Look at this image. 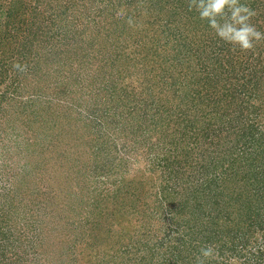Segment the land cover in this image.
I'll list each match as a JSON object with an SVG mask.
<instances>
[{
    "label": "rangeland",
    "instance_id": "1",
    "mask_svg": "<svg viewBox=\"0 0 264 264\" xmlns=\"http://www.w3.org/2000/svg\"><path fill=\"white\" fill-rule=\"evenodd\" d=\"M6 1L0 0V264H70L67 250L74 244L65 238L66 228L69 235L82 236L89 198L109 206L116 201L112 196L125 160L135 161L129 171L139 176L157 169L156 204L162 202L166 213L174 211L182 200L174 193L182 189L184 174L195 171L165 158L178 153L182 162L187 124L202 121L200 116L207 125L198 131L201 138L228 130L245 133L241 139L233 136V143L223 136L230 143L217 174L230 163L241 181L251 175L247 185L219 192L217 204L207 198L202 208H213L208 221L241 216L248 220L246 230L264 223V215L253 225L249 220L264 207V188L259 189L264 182L253 174L264 171V40L252 51L234 48L189 10V0H103L97 8L88 0H61L64 9H52L55 0H45L49 5L43 11L39 0ZM241 3L256 12L251 23L264 32V0ZM120 8L126 16L117 19ZM128 17L135 27L127 24ZM223 57L233 66L243 63L222 77L227 83L238 80L232 83L237 90L245 85L234 109L225 102L223 109L215 108L205 95L211 82L218 80L212 88L224 82L218 76L224 69H214L215 59ZM213 62L206 72V63ZM166 188L172 197L164 196ZM236 203L241 212L231 211ZM193 211L188 208L173 222L165 219L158 230L152 223L149 238L170 247V231L180 221H192ZM160 212L155 210L154 218ZM139 219L145 223L140 215L133 222ZM116 227H109L113 236L120 230ZM208 235L197 232L196 238ZM135 243L137 237L127 236L125 252ZM96 253L97 262L105 259L102 251Z\"/></svg>",
    "mask_w": 264,
    "mask_h": 264
},
{
    "label": "trees",
    "instance_id": "2",
    "mask_svg": "<svg viewBox=\"0 0 264 264\" xmlns=\"http://www.w3.org/2000/svg\"><path fill=\"white\" fill-rule=\"evenodd\" d=\"M1 1L4 4L9 3L6 0ZM44 1L45 0H39V7L42 11L44 9L46 10L49 5L48 2ZM101 1L103 0H88L89 7H101ZM60 3L61 0H55L54 4L52 2L53 5L51 6V8L54 9L56 7H62L64 9L66 7L64 5L70 3L74 4L76 3V0H69L66 4L63 5ZM200 26L202 25L200 24ZM192 30L196 31L195 28H193ZM223 58L225 59L221 61L215 59L216 63H218V67H215L214 69H218L219 67L224 69L221 72V75H218L220 79L224 80V82H220L221 84L219 83L216 88H212V86L218 80L211 82L208 76L204 78V85L207 86L208 82H211L207 87V93L205 95L206 98H209L208 100L210 101V103H214L215 108L219 107L223 109L225 106V102L228 104L226 106H230L231 109H234L242 100L241 96L244 95L245 85L243 89L237 90V88H233V85L235 84L232 83H238V80L229 81L226 78V80L229 81L227 83L225 82V78L222 77L225 75L231 76L230 73H236V70L238 69L237 63L240 65L242 64V66L243 63L242 61H237L236 65L233 66L231 64V61L229 60V57ZM216 63H206L204 68L205 71L208 72V68L215 66ZM170 66L173 65L171 64ZM154 69L155 68H153L151 71H154ZM244 71L245 70H243V72ZM253 73L250 74H253L252 76H254L255 79L258 78L259 80L257 72ZM226 83L231 85H225ZM258 84L259 82H257L255 85ZM210 93L211 95H209ZM200 118L202 119V121H204L203 116H200ZM202 121H200V119L198 121L199 123H201V127H196V123L198 122H191L190 124V120L187 124V130L184 133L185 137L183 138L184 140H182V143L186 144L183 148V150L185 151V156L184 158H182V162L180 161L181 159H179V157L175 156L178 153H170V155L172 156H167V158H165L169 162L175 161V163H182L189 166L188 168L190 169V172L193 169L195 171H193L195 174H184L182 178V189H179L176 193H174L176 197L182 198V200L178 201L177 205L173 208L174 211L170 209V213H166L165 209H163V204L161 201L159 205L156 204V198L159 192H153V188L157 184V177L155 176L157 173V169H148L149 176L145 174H141V176H139L138 174L130 173L129 171L131 167L134 166L135 161L130 162L125 160L123 162V174L119 176L120 183L118 184V192H115L113 194L114 196H112L116 201H113L114 203L108 202L110 201V199H112L111 197H109L105 200L110 204V206L108 204L103 205L100 202V207V205L97 204L96 200L94 201L93 198H89L88 203L90 207L86 216H84L86 229H82V232L80 233L82 234V236L80 238L79 236L75 235L71 236L68 234V227L66 228V236L65 234L64 236L66 239L67 236H69V238L71 237L69 241L72 240V243L74 244L72 248H69L67 250L71 257L70 264H88L90 262L92 264H98L99 262L94 259L92 251L95 253H100L102 251L105 255V259L102 260L99 264H196V257L200 252L199 249L206 245H213L219 253L217 259L207 261V264H264L263 222L260 223H263L261 226H258L261 227L260 229H258V227H255V229L253 227H250L248 230H246L248 220L246 222V220L241 216H236L233 214L234 216L229 215L224 220L214 219L212 220V222L215 223L212 224V222L208 221V216L211 215L213 208L211 206L209 209L202 208L203 206H205V204H209L207 198L212 200V206L215 203L217 204L216 197L227 187L234 186L238 188V186H245L248 184L247 179L251 177V175L244 174L245 176L241 181V179H239L241 173H236L237 171L233 170V167L235 166L230 163L228 165L223 164L222 174H217V169L220 166V164L218 163L223 162V160L225 161L226 159V157L224 158L222 154H226V152L228 151V143L234 142V140H232L233 136L241 139L243 138L245 133L240 130H228L225 132H219L213 136H210L209 133H205L204 138H201L199 137L200 130H205L207 127V125L202 123ZM223 136H225L226 138L230 137V142H226L224 139H222ZM250 147L251 145L249 143L248 146H243V148H241L240 150H242L243 153H246L250 149ZM211 148L214 151L211 150ZM219 149L222 150L219 151ZM232 155L235 156V153L232 152ZM234 156H232L233 163H235ZM75 162H78L77 157L74 163ZM138 165L139 164H137V167ZM253 174L254 177L257 178V181L259 180V182H264V171L259 169ZM262 187L264 188V184L262 186H259V189ZM166 189L167 192H165L163 189L164 196L172 197V192H168L169 188ZM220 189L222 190L220 191ZM182 191L186 192L184 196L179 195V192ZM154 196L155 202L149 204V199ZM72 199L74 200L75 198ZM258 205L261 206L260 204ZM262 205L264 206V200L262 201ZM145 207L147 208L145 209ZM95 208H97L98 212L94 211ZM158 208L161 210L160 213H162V215L159 216L158 219H156L154 218V215L156 214L155 210L156 212L159 211ZM188 208H192V210H194L191 213V217L193 220L187 222L186 224L185 220L180 221L178 222L179 225L170 231V247H167V244H165V242H162L161 244L152 242L153 240L149 238L153 236L151 228H154V226H151L152 223H156L158 225L156 227L157 229L165 219L172 218V222L175 219H179V215H182V212L184 213V211H186ZM198 208L201 209V211L197 214ZM237 208L238 206L236 203L231 211L241 212ZM149 210H152L153 212H147ZM253 213L255 216H253V218L250 217L249 219L252 221V225L253 223H256V221L257 223L258 221H261L257 220V218L259 219L262 215H264V207L261 208L258 212L255 211ZM253 213L251 212L250 214L253 215ZM139 215L143 217L145 221L144 224H140V219L139 221L135 220L133 222V218L136 219V217H138ZM105 222H107L108 225L105 224ZM79 225L80 224H78V226H73L72 231L76 232ZM112 225L113 227L117 226L120 229L119 231L114 233V236L111 230H109L111 229L109 227H112ZM198 227L200 231L197 230ZM49 228L52 231L56 230L55 228ZM197 232H202L206 235H209L203 238H196ZM127 236L128 239L137 237L138 240V243L134 244V248H132L131 252H125L124 249V244ZM121 240H123V244L120 243ZM191 247L193 249H190ZM107 255L112 256L111 259L113 260L111 262L107 260ZM17 259H19V256L17 257Z\"/></svg>",
    "mask_w": 264,
    "mask_h": 264
},
{
    "label": "clouds",
    "instance_id": "3",
    "mask_svg": "<svg viewBox=\"0 0 264 264\" xmlns=\"http://www.w3.org/2000/svg\"><path fill=\"white\" fill-rule=\"evenodd\" d=\"M189 10L198 13L199 18L208 22V26L225 43L238 47L241 51H252L256 42L264 40V32L259 31L251 23L256 12L241 0H189ZM126 10L120 8L116 12L117 19L124 18ZM127 24L135 27L132 17L127 18ZM21 71L19 64L14 65ZM218 251L213 245L200 248L196 264H207V261L217 259Z\"/></svg>",
    "mask_w": 264,
    "mask_h": 264
}]
</instances>
